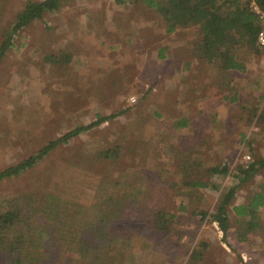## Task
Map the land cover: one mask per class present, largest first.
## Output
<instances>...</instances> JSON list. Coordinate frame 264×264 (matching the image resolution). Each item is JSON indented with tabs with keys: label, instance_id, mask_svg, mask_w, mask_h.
Listing matches in <instances>:
<instances>
[{
	"label": "rangeland",
	"instance_id": "obj_1",
	"mask_svg": "<svg viewBox=\"0 0 264 264\" xmlns=\"http://www.w3.org/2000/svg\"><path fill=\"white\" fill-rule=\"evenodd\" d=\"M139 1L66 0L13 35L0 64V171L98 115L112 119L0 181V212L29 191L64 188L71 199L89 205L105 177L129 181L142 192L134 206L126 200L121 218L111 223L124 235L112 248L122 264H191L192 251L202 244L197 264H264V234L239 238L233 212L260 191L264 169L237 189L228 209L227 242L209 217L237 181L234 174L264 156V49L241 48L246 69L227 82L193 56L192 43L200 38L195 27L167 33ZM24 5L25 0H0V43ZM67 50L70 63L46 60ZM186 64L194 67L191 75L182 73ZM185 117L191 123L176 127ZM110 144L121 147L118 161L97 155ZM171 146L200 158L203 175L217 164L228 167L226 175L211 179L217 188L202 192L196 205L208 213L202 221L188 210L177 211L187 200L171 187L177 166ZM164 205L178 214L166 235L152 229L148 217L149 210ZM259 219L264 227V207ZM0 264H11L1 250Z\"/></svg>",
	"mask_w": 264,
	"mask_h": 264
},
{
	"label": "trees",
	"instance_id": "obj_2",
	"mask_svg": "<svg viewBox=\"0 0 264 264\" xmlns=\"http://www.w3.org/2000/svg\"><path fill=\"white\" fill-rule=\"evenodd\" d=\"M66 0H25L24 8L16 14L15 20L6 38L0 43V64L6 51L12 45V37L32 21L42 20L45 14L57 11ZM121 1V0H117ZM254 1L264 11V0H140L139 2L154 11L159 20L166 26L167 33L184 27H195L199 34L192 43L193 56L204 60L206 65L217 69L229 80V76L246 69V61L240 59L241 48L254 50L259 29L258 16L250 10ZM50 61L70 63L71 51L67 50L59 57H49ZM228 82V81H227ZM236 96V93L234 94ZM235 97L232 99L234 101ZM112 119V116L98 115L93 122L77 126L61 137L51 140L38 152L24 159L15 166L0 171V181L18 176L33 168L51 151L82 133L88 132ZM191 123L188 117L177 120L176 127H187ZM196 124V122H194ZM196 127V125H195ZM194 127V128H195ZM195 138V137H194ZM123 152V151H122ZM169 152L177 162L172 175L175 180L171 187L179 190L187 201L177 207V211H190L191 217L201 216V221L208 216L207 212L198 210L196 205L202 197L203 190L215 189L212 184L214 175H226L227 166L217 164L202 174L200 158H190L186 150L171 146ZM102 161H118L121 147L110 144L97 152ZM264 169V156L251 162L246 168H240L234 174L236 182L224 192L214 210L210 221L216 223L221 231L223 241L227 242L230 229L229 205L241 183L252 179ZM194 177H197L194 179ZM103 180L96 187L92 204L85 205L71 199L68 188L61 192L42 190L27 192L0 212V250L11 264H122L121 256L112 250L115 243L124 235L115 232L111 223L121 218L126 205L135 204L142 192L137 183ZM138 181H142L141 177ZM260 191L254 192L246 203L233 207L238 217L237 234L246 239L255 234H264L263 223L259 219V210L264 207V184ZM121 190L123 192L121 193ZM184 199V200H185ZM151 228L158 233L168 234L178 222V214L168 211L164 206L149 210ZM128 240V239H126ZM129 241V240H128ZM194 249L190 263L197 264L203 259L204 249Z\"/></svg>",
	"mask_w": 264,
	"mask_h": 264
},
{
	"label": "built area",
	"instance_id": "obj_3",
	"mask_svg": "<svg viewBox=\"0 0 264 264\" xmlns=\"http://www.w3.org/2000/svg\"><path fill=\"white\" fill-rule=\"evenodd\" d=\"M249 7L250 10L258 16V21H259V29L256 37V45L258 48L264 49V11L254 1L250 2ZM131 101H134V98H132ZM243 159L249 160L250 156L245 155Z\"/></svg>",
	"mask_w": 264,
	"mask_h": 264
},
{
	"label": "crops",
	"instance_id": "obj_4",
	"mask_svg": "<svg viewBox=\"0 0 264 264\" xmlns=\"http://www.w3.org/2000/svg\"><path fill=\"white\" fill-rule=\"evenodd\" d=\"M177 30H178V29H177ZM177 30H175L174 32H176ZM174 32H173V33H174ZM193 68H194V67H192V69H193ZM192 69H189L188 64H186V65L183 67V69H182V73H185V74H188V73H189V74L191 75V74H192V73H191ZM187 77H188V76H187Z\"/></svg>",
	"mask_w": 264,
	"mask_h": 264
}]
</instances>
